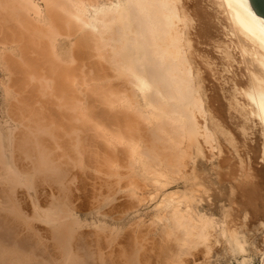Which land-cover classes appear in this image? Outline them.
I'll list each match as a JSON object with an SVG mask.
<instances>
[{"label":"bare ground","instance_id":"1","mask_svg":"<svg viewBox=\"0 0 264 264\" xmlns=\"http://www.w3.org/2000/svg\"><path fill=\"white\" fill-rule=\"evenodd\" d=\"M219 4L228 15L247 65L248 75L245 77H248L249 84L247 82V88L242 87L246 89L241 91L244 96L241 99L245 98L244 101H247L250 113L254 119H258L264 136V19L253 9L249 0H220ZM180 11L178 0H0V264H114L117 252L119 254L115 264H126V260H129L127 258H130L125 254V219L122 216L114 219L115 221L112 219V210L116 208L111 205L113 203L108 191L99 183L100 192L96 190L98 195L94 197L93 194L94 201L89 204L91 201L87 200L88 205L85 200L87 195L82 192V187L85 189V186L74 177V169H81L86 165L80 153L82 147H85L81 145L87 143L79 140L78 133L81 131L78 126L84 121L85 128L96 119L94 116L101 118L107 114L97 111L99 114L95 113L92 117L93 113L88 112V109L86 113L82 112L83 115L79 109L80 95L77 94L78 91H83L81 88L79 90L80 80L85 81V77L80 74L86 75L81 70V59L91 38L96 39L94 42L97 43L94 44L97 51L100 47L106 51L109 46L107 52L112 51L110 59L116 66L114 68L123 77L127 76L135 94L145 102V112L140 106L142 114L144 113V118L141 119L154 124L155 132L160 135L168 132L167 148L172 152V172H178L180 167H184L185 159L181 158L188 151H180L183 142L191 147L192 154L188 158H191L192 163L200 156L205 158L202 145L213 146L214 134L211 135L207 125V106L197 83L196 68L190 58L187 25ZM84 31L92 36L88 38L84 33L86 39L81 36L82 40L79 41L81 37L78 34H83ZM66 36H72L74 40L78 38V43L74 41L66 48ZM82 41L86 47L81 44ZM96 45L100 47L97 48ZM82 47L84 49L81 52L79 49ZM90 48L91 46L88 49ZM94 69L98 74L99 70ZM100 75L101 73L98 77ZM90 78L91 76L86 81L90 82ZM93 78L97 77L93 75ZM100 78H103L102 75ZM93 89L90 88L91 91ZM85 95L88 98L87 93ZM93 95L95 94L90 95L91 98ZM97 98L95 96L93 100ZM121 100L117 103L122 102ZM135 100L132 101L135 103ZM105 101L112 108L117 104ZM131 103L124 101V105L119 104L131 110ZM243 105L245 106V102ZM93 106L89 105L88 108L91 110ZM138 107L139 105L136 106ZM134 113L137 114V111ZM116 116L114 118L117 119ZM108 120L106 118L107 122ZM110 123L114 124L115 121ZM131 127L134 126L128 129L136 130ZM93 133L95 132L91 133L92 138ZM67 136L69 138L66 139ZM91 142L89 140V145ZM68 144L69 148H66ZM151 147L154 148V145ZM135 148H131L133 159L131 158L130 163L143 165L144 169L141 168L146 172L149 164L145 163L147 160H142L144 155L137 150L139 147ZM156 150L155 147V150L147 154V158L150 157L153 162L161 158ZM181 153L184 155H180ZM65 156L69 157L70 162L64 161ZM161 163L160 161L155 165ZM162 180L156 179V183L165 185ZM198 182L192 183L193 188L190 190L187 187L189 192L184 186L186 193L182 197L164 196L160 206L164 210L157 217L154 227L163 229L166 236L163 234L164 240H170L178 248L176 254V250H173L174 253L167 250L172 254L165 250V254L173 256L169 260L174 264H191V258L196 262L201 254H210V239L216 233L217 237L227 240L232 254L244 257L242 261L239 259L241 264H247L249 258L244 254L249 250L244 240L238 238L237 233L235 236L229 234L224 220L214 217L216 215L210 214L211 211L208 213L201 209L200 202L204 197L195 188L202 194L207 189L203 183ZM92 184L87 183L90 186ZM112 221L115 226L117 224L116 227H113ZM123 243H126L125 247ZM161 246H165L160 248L163 253L164 248L169 249L167 245ZM260 252L259 264H264V241ZM133 253L132 263H129L144 264ZM166 256L167 254L161 258ZM165 260L163 262L160 259V262L169 263L168 257Z\"/></svg>","mask_w":264,"mask_h":264},{"label":"rangeland","instance_id":"2","mask_svg":"<svg viewBox=\"0 0 264 264\" xmlns=\"http://www.w3.org/2000/svg\"><path fill=\"white\" fill-rule=\"evenodd\" d=\"M219 3L220 0H178V5L181 10L180 12H182L183 18H185V22L187 25L186 32H188L187 38H189L190 44V58L192 60L194 68H196L195 70L197 73L195 72V75L197 83L200 85V88L203 92L202 94L204 97V101L206 103L205 106H207V118H209V124L207 125L211 130L209 132H212L211 135L214 134V141L216 142V144L215 142L212 144L213 146L215 144L214 147L210 144L209 145L211 147L207 144H203L204 146L202 145V147L205 150H203L205 158H202V156H200L194 163L190 161L191 158H188L189 154H192V151H190L191 147L187 146L188 144L186 145V142H183L184 145H181L182 147L181 149H179L180 151L182 150V152H184V150L185 152L188 151V154L185 153L188 156L185 155L183 158H181L185 159L184 167H180L181 171L178 170V172H172L170 166V160L173 159L170 154L172 152L169 151L170 148H167L168 141L166 136L168 132H166V134L162 133L160 135L158 132H155V126H153L154 124H150L149 121L146 122L147 120L145 119L144 122V120L141 119L143 117L142 115L144 114H142V110H147L146 105H144L145 102L139 95L135 94L136 92H134V89L132 88L133 85L129 83L130 81H128L129 79L126 78L127 76L125 77L124 75V78L119 74L116 68H114L115 65L112 63V59H110V52H112L110 51V49L112 48L110 47V52H107V48H109V46L106 47L105 51V48L97 46L100 44V42L98 41L99 43L96 46L97 48L100 47L99 49H102V52L99 49V51H97L95 49V44L97 42H94L96 39L93 40L91 38V41L93 42L88 41L90 42V45L86 48L87 50H83L84 54L81 61L84 66L81 65V70L85 71L86 75L88 76H83L84 74H80L81 77H85V81H83L82 78V80H80L81 85L79 87V90L81 88V90L83 91H78L79 93H82L77 94L80 95V100L78 99L79 109L81 110L80 112L81 114L82 112L86 113L88 109V112L91 111V113H93L92 117L95 113H97V111H102V113L104 111L107 114L108 112H110L112 113V115L110 113L108 114L110 116H107V114L103 115L104 120L102 119L103 116L101 118L94 116L96 118V121L92 119L94 121L88 125L93 130H89L90 128L88 126L84 128V121L80 123L81 126H78V129H80L81 131L78 133L80 136L79 140H81L82 143H87L81 145L85 147H82V152L80 153L81 159L85 162L86 165L83 166L85 167L83 170V167L81 169H74V172L76 173L74 177H76V181H80L82 185L84 184L85 186V189L84 187H82V192L87 195L85 199L87 204L89 200L91 201H89V204L94 201V198L92 196L93 194H95L94 197L98 195L97 192L100 190L99 183L103 184L105 190H107V193H109V195L111 196V201L113 203L111 204L113 205L112 207L116 208L112 210V219L116 220V218H119L120 216L125 219L124 226H126L124 227L123 236L127 235L126 237H124V239L127 238L124 241L127 243V246L125 247L126 243H123V246L125 247V254H127L126 256H130V258L126 257L130 260H126V264L132 263L131 253H133L135 249L136 250L133 254L135 256L137 255L136 258L138 257L137 259L140 261V263L144 262V264H160L162 263L160 262V259L161 261L163 259V262H165V259H167L168 257L169 260V257L172 256H170V254L174 253L173 250H176L175 254L177 253L178 248L176 249V245L169 242L170 240L168 242L167 240H164L166 237L165 232H163L164 230L154 227V223L156 222L157 217L162 215L161 213L164 209H161L162 207L160 208V206H162L165 197L174 195L176 198H179L184 196V194L186 193V191L184 193L185 188L187 189L188 187L189 190L192 189V183H197L199 181L198 178L201 179V181H199L198 183H203V185L207 189V191L203 193V195L202 192H198L199 190L197 187L195 188L197 189V193L201 194V197H204H200L202 200L200 202V207L202 206L201 209L204 212L208 213L209 211H211L210 214H212L213 216L216 215L214 217L224 220L228 227L226 228L228 230V233L234 236L237 233L236 236L244 240L245 246L249 250L244 254L245 257L249 258V262L247 264L260 263V251L263 248L264 241V136L262 129L260 128L261 126L258 125V119H254V117L250 113V109L248 108L249 106L246 104L247 101H244L245 98L241 99V97H244L241 91L245 90L248 87L246 85L247 82L249 84V81L247 80L248 77H245V75H248L247 65L241 55L237 37L235 36V33L230 25L228 15L226 12H224L223 7ZM81 33L82 32H79L78 36H82L84 39H86V37L83 36L84 33L89 34L88 31H84L83 34ZM88 34L86 35L88 36V38H90L92 35ZM76 35L73 34L74 37ZM67 36L69 37V34H67ZM67 36L66 38H68ZM93 36L96 37V35ZM74 37L71 36V38L66 39V48H68L69 45L72 44V42L77 41L76 43H78V40H82V37L81 39L76 38L78 40H74ZM69 41L71 43H69ZM83 42L84 41H82L81 44ZM90 46L91 48L88 49ZM84 47H86V45ZM84 47L79 50L82 52V49H84ZM92 49H95V51ZM101 54H104V56H102ZM93 68H96L97 71L99 70L100 72L98 71V74L101 73L103 78H100L101 75L98 77L97 72L95 71V69L93 70ZM94 72L96 73L93 74ZM93 75L97 78H93ZM89 76H91L92 78V80L91 78L89 79L91 80L90 82L86 81L88 80ZM93 80L94 82H92ZM83 82L84 84L86 82L88 84L86 83L84 85L82 84ZM239 85L241 86L240 88ZM94 87L95 89H93ZM90 88H92L93 90L91 91ZM94 90L98 94L95 93ZM85 91L88 98L86 97V95L84 96V94H86ZM88 93L90 94L88 95ZM93 93L95 94L93 95L94 97H98L97 100H93L94 97L91 98L90 95H92ZM237 96L240 97V100ZM121 98H123V100H121ZM135 98L139 101L135 100ZM100 99H103V102L100 101ZM105 100L112 101V105L114 103L116 104L119 100L122 101L119 102L121 104H123L124 101H131L132 106H130L129 108L132 109L130 110L126 108L125 106H123L124 104L121 107V105L117 103L116 105H113V110L112 106L107 104ZM132 100H135V103ZM93 101H95L96 103H93ZM137 101L139 104L137 103ZM241 102L243 104L245 102V106L247 105V108H244L245 106H242ZM86 103L90 106H93V104H95L93 106L94 110H92V107L90 110V107L88 108L89 105L86 106ZM133 103L136 105H134ZM138 105L139 107L136 108V106ZM140 106H142V108ZM83 108H85L86 110ZM124 109L128 110L125 111ZM247 109H249V111ZM111 110H113V112ZM122 110H124L125 113H123ZM134 110L137 111V114L134 113ZM114 111H116L118 114ZM102 113L100 114V116L102 115ZM119 113H122L123 115ZM98 114L99 113L95 115ZM115 115H117V119L114 118ZM118 115H120L121 117ZM138 116L140 118H138ZM109 117L111 118V121L108 120ZM106 118L108 122L106 121ZM114 121L115 123L117 121V123H110ZM126 122H128L127 124L129 125L125 124ZM130 126H134L131 128L139 131L136 132V130L128 129V127ZM96 131H98L99 133H96ZM92 132H95L93 133V135H96V137H91ZM67 138L69 137L67 136L66 139ZM89 140L90 142L92 140H94L95 142L92 141L89 145ZM161 140L165 141V143ZM151 141L152 143H150ZM91 144H93L94 146ZM150 145H154V148ZM68 146L69 144L66 146V148ZM87 146H89L88 148H91L88 149ZM137 146L139 147V149H137ZM132 147H136L135 149H137L139 153L144 155L142 159V155L140 154V158L142 160H147L145 161V163L147 162V165H149L146 167V172L145 170H143V165L139 166L140 164L138 165V163H136V165L133 162L130 163L132 161ZM155 147L157 148L156 151L159 155V158H161L159 161L153 162L150 157L147 158V154L148 152L155 150ZM210 148H212V150H209ZM91 149L92 151H90ZM89 153L94 154L95 156H88ZM182 154L183 153H181L180 155ZM64 161L70 162L69 157L65 156ZM151 161L154 166L152 165V163H150ZM160 161L162 162L161 165H155V163H160ZM188 161L191 165L187 163ZM150 166H152V168ZM148 168H150V170ZM192 172L195 175H193ZM138 173H141L144 179L147 177L146 179L148 180H144L141 174L138 175ZM173 173L176 174L173 175ZM152 175H154V178L151 177ZM174 176H176V179H174ZM155 178L157 180L162 178V181H164L163 183H165L166 186L156 183ZM152 179L154 181H151ZM195 179H198V181H195ZM184 182H187V184L185 185ZM87 183L93 184L90 186L87 185ZM89 186L93 188H90ZM94 186L96 188H99L95 189ZM85 190H87L86 193ZM88 190L89 193H92L91 195L88 193ZM114 224L115 222H113V227L115 226ZM152 226L156 229H154ZM163 234L165 237L163 236ZM215 234L216 233H213V237L210 239L212 243L210 254L208 256H204V254H201L200 257L196 258V262H194L193 258H191V264H241V261L244 257L235 256L234 254H232L230 245L227 240L221 236V238H219V236L217 237V235ZM161 245H167L169 249H167V247L164 248L163 253V250L161 251L160 248L163 249V247L165 246L162 247ZM173 245L175 248L171 247ZM258 248L261 249L259 250ZM137 249L139 250L137 251ZM115 250L119 251V249H117L116 247ZM165 250L172 251V253L167 251L170 254L168 255V253H166L167 256L166 258L164 257V259L161 257L166 255ZM136 251L138 252V254L136 253ZM159 251H161L163 255H159L161 253H159ZM118 254L119 252H117L115 255L118 256ZM158 255L160 257H158ZM117 256H114V264L117 262ZM145 257L147 259H145ZM158 261L160 263H158ZM169 263H173L172 260L171 262L169 260ZM169 263L167 262L162 264Z\"/></svg>","mask_w":264,"mask_h":264},{"label":"water","instance_id":"3","mask_svg":"<svg viewBox=\"0 0 264 264\" xmlns=\"http://www.w3.org/2000/svg\"><path fill=\"white\" fill-rule=\"evenodd\" d=\"M253 9L264 19V0H249Z\"/></svg>","mask_w":264,"mask_h":264}]
</instances>
